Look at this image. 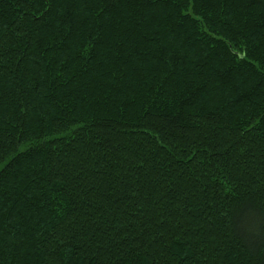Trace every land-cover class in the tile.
<instances>
[{
    "label": "trees",
    "instance_id": "1",
    "mask_svg": "<svg viewBox=\"0 0 264 264\" xmlns=\"http://www.w3.org/2000/svg\"><path fill=\"white\" fill-rule=\"evenodd\" d=\"M0 264H264V0H0Z\"/></svg>",
    "mask_w": 264,
    "mask_h": 264
}]
</instances>
